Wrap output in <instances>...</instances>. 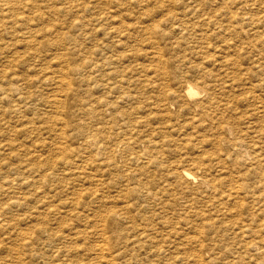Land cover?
Masks as SVG:
<instances>
[{
  "label": "rangeland",
  "instance_id": "374dc122",
  "mask_svg": "<svg viewBox=\"0 0 264 264\" xmlns=\"http://www.w3.org/2000/svg\"><path fill=\"white\" fill-rule=\"evenodd\" d=\"M0 4V264H264V0Z\"/></svg>",
  "mask_w": 264,
  "mask_h": 264
},
{
  "label": "bare ground",
  "instance_id": "6f19581e",
  "mask_svg": "<svg viewBox=\"0 0 264 264\" xmlns=\"http://www.w3.org/2000/svg\"><path fill=\"white\" fill-rule=\"evenodd\" d=\"M1 4H2V3H1ZM1 4H0V5H1ZM8 5H9V4H8ZM9 7H10V6H9ZM14 9H15V8H14ZM0 10H1V6H0ZM11 12H12V11H11ZM1 14H2V13H1ZM12 14H13V13H12ZM0 16H1V15H0ZM0 29H1V28H0ZM0 31H1V30H0ZM94 38H95V37H94ZM93 45H94V44H93ZM103 47H104V46H103ZM91 54H93V52H92ZM97 54H98V53H97ZM110 55H111V54H110ZM109 57H110V56H109ZM111 57H112V56H111ZM92 61H94V63H95V61L98 62V60H96V59H95V60H92ZM83 62H84V61H83ZM90 62H91V61H90ZM99 62H100V61H99ZM101 63H102V62H101ZM92 64H93V63H92ZM62 65H63V64H62ZM64 65H65V64H64ZM90 65H91V64H90ZM60 66H61V65H60ZM66 66H67V65H66ZM68 66H69V65H68ZM68 66H67V67H68ZM86 66H88V64H87ZM92 67H93V66H92ZM112 68H113V67H112ZM58 69H59V68H58ZM63 69H65V68H63ZM95 69H96V68H95ZM36 70H37V69H36ZM68 70H69V69H68ZM84 70H85V69H84ZM89 70H91V69H89ZM112 70H113V69H112ZM60 71H62V70H60ZM97 71H98V70H97ZM58 72H59V70H58ZM62 72H63V71H62ZM68 72H69V71H68ZM68 72H67V74H68ZM89 72H91V71H89ZM56 73H57V72H56ZM104 73H105V71H104ZM106 73H108V72L106 71ZM106 73H105V75H106ZM57 74H58V73H57ZM60 74H62V73H60ZM64 74H65V73H64ZM67 74H65V75H67ZM74 74H75V73H74ZM77 74L79 75V73H77ZM101 74H102V73H101ZM62 75H63V74H62ZM105 75H104V76H105ZM104 76H103V77H104ZM107 76H108V75H107ZM111 76H112V75H111ZM113 77H114V76H113ZM63 78H64V76H63ZM106 78H107V77H106ZM65 79H66V78H65ZM84 79H85V77H84ZM86 79H87V78H86ZM103 79H104V78H103ZM108 79H110V78L108 77ZM69 80H70V78H68V81H69ZM114 80H115V79H114ZM63 81H64V80H63ZM68 81H66V82H68ZM112 81H113V80H112ZM87 82H88V81H86V83H87ZM115 82L117 83V81H115ZM119 82H120V81H119ZM119 82H118V83H119ZM186 82H187V81H186ZM64 83H65V82H64ZM68 83H69L68 85H70V81H69ZM86 83H85V84H86ZM116 83H115V84H116ZM120 83H121V82H120ZM61 84H62V83H61ZM115 84H113V85H115ZM105 85H107V84H105ZM116 85H117V84H116ZM63 86H64V85H63ZM66 86H67V85H66ZM109 87H110V86H109ZM119 87H122V86L119 85ZM184 87H185V93H186L187 97H192V96H194V95H196V94L198 93V91H197L195 85H193V84H191V83H189V82L186 83V86H184ZM203 87H204V86H203ZM13 88H14V87H13ZM15 88H16V87H15ZM104 88H105V87H104ZM111 88H112V87H111ZM197 88H198V87H197ZM100 89H101V88H100ZM107 89H108V88H107ZM5 90H6V89H5ZM200 90H201V89H200ZM216 90H217V89H216ZM17 91H18V90H17ZM202 91H204V89H203ZM15 92H16V91H15ZM247 92H248V91H247ZM254 92H255V91H254ZM74 93H75V92H74ZM163 93H164V92H163ZM173 93H175V92H173ZM213 93H214V92H213ZM17 94H18V93H17ZM21 94H22V93H21ZM90 94H91V93H90ZM200 94H202V93H200ZM203 94H205V92H204ZM252 94H253V93H251V95H252ZM205 95H206V94H205ZM211 95H212V94H211ZM237 95H238V93H237ZM253 95H254V94H253ZM253 95H252V96H253ZM224 96H225V95H224ZM249 96H250V95H249ZM18 97H19V96H18ZM26 97H27V96H26ZM54 97H56V96H54ZM187 97H186V99H187ZM200 97H201V96H200ZM205 97H207V95H206ZM205 97H204V98H205ZM2 98H4V96H3ZM19 98H20V97H19ZM52 98H53V97H52ZM94 98H95V97H94ZM99 98H100V97H99ZM184 98H185V97H184ZM207 98H209V97H207ZM212 98H213V97H212ZM252 98H253V97H252ZM8 99H9V98H8ZM104 99H105V98H104ZM161 99H162V98H161ZM198 99H199V98H198ZM209 99H210V98H209ZM216 99H217V98H216ZM0 100H1V97H0ZM3 100H6V99H3ZM26 100H27V99H26ZM105 100H106V99H105ZM158 100H159V99H158ZM165 100H167V98H166ZM206 100H207V99H206ZM59 101H60V100H59ZM122 101H123V100H122ZM122 101H121V103H122ZM190 101H191V100H190ZM194 101H195V100H194ZM218 101H219V100H218ZM241 101H242V100H241ZM0 102H2V101H0ZM94 102H95V100H94ZM249 102H250V100H249ZM116 103H117V102H116ZM164 103H165V102H164ZM170 103H172V102H169V104H170ZM186 103H187V102H186ZM221 103H222V102H221ZM244 103H245V102H244ZM261 103H262V102H261ZM2 104H3V103H2ZM11 104H12V103H11ZM55 104H56V103H55ZM156 104H157V103H156ZM162 104H163V103H162ZM172 104H173V103H172ZM176 104H177V103H176ZM176 104H175V105H176ZM187 104H188V103H187ZM194 104L199 105V107H200V109H201L202 112H207V111H209L210 108H211V106H210V102H209V101H207L206 104H205V103H200V102H195ZM213 104H214V103H213ZM219 104H220V103H219ZM228 105H229V104H228ZM156 106H157V105H156ZM168 106H169V105H168ZM177 106H178V105H177ZM236 106H237V105H236ZM236 106L234 105V107H236ZM255 106H256V105H255ZM159 107H160V106H159ZM192 107H193V106H192ZM194 107H195V106H194ZM209 107H210V108H209ZM238 107H239V106H238ZM13 108H14V107H13ZM16 108H17V107H16ZM108 108H109V107H108ZM166 108H167V107H166ZM166 108H165V109H166ZM255 108H256V107H255ZM20 109H21V108H20ZM106 109H107V108H106ZM172 109H173V108H172ZM193 109H194V108H193ZM212 109H213V107H212ZM214 109H215V108H214ZM220 109H221V108H220ZM15 110H17V109H15ZM15 110H14V111H15ZM127 110H128V109H127ZM151 110H152V109H151ZM215 110H216V109H215ZM14 111H13V112H14ZM19 111H20V110H19ZM130 111H131V110H130ZM192 111H193V110H192ZM198 111H199V110H198ZM219 111H220V110H219ZM226 111H227V110H226ZM259 111H260V110H259ZM23 112H24V111H23ZM128 112H129V110H128ZM128 112H127V113H128ZM209 112H210V111H209ZM214 112H215V111H214ZM217 112H218V111H217ZM238 112H239V111H238ZM261 112H262V111H261ZM2 113H3V112H2ZM130 113H131V112H130ZM210 113H213V111L210 112ZM236 113H237V112H236ZM251 113H252V112H251ZM8 114H9V113H8ZM14 114H16V113H14ZM18 114H20V113H18ZM168 114H170V112H169ZM189 114H190V113H189ZM263 114H264V113H263ZM128 115H129V114H128ZM128 115H127V116H128ZM130 115H131V114H130ZM191 115H192V113H191ZM256 115H258V113H257ZM260 115H261V114H260ZM17 116H18V115H17ZM189 116H190V115H189ZM189 116H188V117H189ZM214 116H216V115H214ZM218 116H220V115H218ZM128 117L133 118L132 116H128ZM145 117H146V116H145ZM145 117H144V121H145ZM199 117H200V116H199ZM234 117H237V116H234ZM131 118H130V119H131ZM140 118H141V116H140ZM147 118H148V117H147ZM147 118H146V119H147ZM191 118H192V117H191ZM200 118H201V117H200ZM203 118H204V117H203ZM209 118H210V117H209ZM220 118H221V117H220ZM159 119H160V118H159ZM217 119H219V118L217 117ZM217 119H216V120H217ZM127 120H128V118H127ZM136 120H137V119H136ZM186 120H187V119H186ZM203 120H204V119H203ZM207 120H208V119H207ZM27 121H28V120H27ZM134 121H135V120H134ZM169 121H170V120H169ZM52 122H53V121H52ZM127 122H129V120H128ZM171 122H173V121H171ZM171 122H170V123H171ZM204 122H205V121H204ZM215 122H217V121L214 120V123H215ZM224 122H225V121H224ZM255 122H256V121H255ZM23 123H24V122H23ZM28 123H29V122H28ZM31 123H32V122H31ZM60 123H62V122H60ZM122 123H123V122H122ZM130 123H131V122H130ZM138 123H139V122H138ZM146 123H148V122H146ZM183 123H184V122H183ZM206 123H207V122H206ZM55 124H56V122H55ZM131 124H132V123H131ZM134 124H136V123L134 122ZM134 124H133L132 126H134ZM181 124H182V123H181ZM181 124H180V125H181ZM189 124H190V123H189ZM195 124H196V123H195ZM237 124H238V122H237ZM15 125H16V127H17V124H15ZM143 125H144V124H143ZM145 125H147V124H145ZM145 125H144V126H145ZM149 125H150V124H149ZM149 125H148V126H149ZM201 125H202V124H201ZM201 125H200V126H201ZM207 125H208V124H207ZM221 125H223V124H221ZM247 125H248V124H247ZM18 126H19V125H18ZM22 126H23V125H22ZM26 126H27V125H26ZM28 126H29V125H28ZM35 126H36V125H35ZM54 126H55V125H54ZM59 126H60V125H59ZM62 126H63V123H62ZM124 126H125V124H124ZM135 126H137V124H136ZM148 126H147V127H148ZM181 126H182V125H181ZM183 126H184V124H183ZM189 126H190V125H189ZM189 126H188V127H189ZM215 126H216V125H215ZM224 126H225V125H224ZM128 127H129V126H128ZM128 127H126V128H128ZM141 127H142V126H141ZM151 127H152V126H151ZM151 127H149V128H151ZM179 127H180V126H179ZM207 127H208V126H207ZM221 127H222V126H221ZM227 127H228V126H227ZM238 127H239V126H238ZM17 128H18V127H17ZM49 128L52 129V126L49 127ZM126 128H125V129H126ZM158 128H159V127H158ZM190 128H192V127H190ZM205 128H206V127H205ZM213 128H214V127H213ZM213 128H212V130H213ZM215 128H216V127H215ZM218 128H219V126H218ZM218 128H217V129H214V130L217 131V130H220V129H221V128H220V129H218ZM223 128H224V127H223ZM229 128H230V127H229ZM258 128H259V127H258ZM30 129H31V126H30ZM51 129H50V132L52 131ZM54 129H55V128H54ZM62 129H63V128H62ZM64 129H65V127H64ZM208 129H209V128H208ZM261 129H262V128H261ZM263 129H264V128H263ZM14 130H15V129H14ZM128 130H129V129H128ZM130 130H131V129H130ZM133 130H135V128H134ZM141 130H142V128H141ZM150 130H154V129L151 128ZM182 130H183V129H182ZM201 130H202V129H201ZM210 130H211V129H210ZM212 130H211V131H212ZM221 130H222V129H221ZM239 130H240V129H239ZM242 130H243V129H242ZM242 130H241V131H242ZM36 131H37V130H36ZM45 131H46V130H45ZM61 131H62V130H61ZM123 131H124V130H123ZM191 131H192V130H191ZM191 131H190V132H191ZM216 131H215V132H216ZM222 131H224V129H223ZM222 131H221V132H222ZM229 131H230V130H229ZM235 131H236V130H235ZM263 131H264V130H263ZM38 132L40 133L39 128H38ZM55 132H56V131H54V133H55ZM57 132H58V131H57ZM63 132H65V130H64ZM63 132H62V134H63ZM134 132H135V131H134ZM155 132H156V131H155ZM217 132H218V131H217ZM217 132H216V133H217ZM242 132H243V131H242ZM128 133H129V132H128ZM131 133H132V132H131ZM136 133H138V132L136 131ZM181 133H182V132H181ZM187 133H188V132H187ZM207 133H208V131H207ZM218 133H219V132H218ZM228 133H229V132H228ZM263 133H264V132H263ZM37 134H38V133H37ZM51 134H52V133H51ZM94 134H95V133H94ZM125 134H127V133H125ZM129 134H130V133H129ZM129 134H127V135H129ZM143 134H144V133H143ZM182 134H183V133H182ZM208 134H209V133H208ZM226 134H227V131H226ZM234 134H235V133H234ZM234 134H232V136H233ZM57 135H58V134L54 135L53 137H55V136H57ZM59 135H61V133H60ZM65 135H66V134H65ZM131 135H132V134H131ZM131 135H129V136H131ZM229 135H231V134H229ZM229 135H228V136H229ZM29 136H30V135H29ZM47 136H48V135H47ZM163 136H164V135H163ZM221 136H222V135H221ZM245 136H246V135H245ZM44 137H45V136H44ZM49 137H50V136H49ZM64 137H65V136H64ZM124 137H125V136H124ZM124 137H123V138H124ZM126 137H127V136H126ZM126 137H125V138H126ZM160 137L162 138L161 135H160ZM187 137H188V136H187ZM187 137H186V138H187ZM209 137H210V136H209ZM233 137H234V136H233ZM236 137H237V136H236ZM246 137H247V136H246ZM57 138H61V139H62V137H58V136H57ZM57 138H55V139L58 141ZM67 138H68V137H67ZM106 138H107V137H105V139H106ZM128 138H129V137H128ZM155 138H156V137H155ZM229 138H230V137H229ZM240 138H241V137H240ZM44 139H45V138H44ZM44 139H43V140L40 139V140H41V141H44ZM52 139H53V138H52ZM61 139H60V140H61ZM86 139H87V138H86ZM86 139H85V140H86ZM147 139H148V138H147ZM198 139H199V138H198ZM209 139H210V138H209ZM223 139H224V138H223ZM232 139H233V138H232ZM45 140H46V139H45ZM49 140H50V139H49ZM56 140H53V141L56 142ZM63 140H64V139H63ZM65 140H66V139H65ZM98 140H99V139H98ZM106 140H107V139H106ZM127 140H128V139H127ZM143 140H144V139H143ZM216 140H217V139H216ZM228 140H229V139H228ZM230 140H231V138H230ZM236 140H237V139H236ZM252 140H253V139H252ZM41 141H40V142H41ZM53 141H52V142H53ZM87 141H88V140H87ZM104 141H105V140H104ZM104 141H103V142H104ZM120 141H121V140H120ZM147 141H148V140H147ZM157 141H159V139H158ZM201 141H202V140H201ZM213 141H214V140H213ZM221 141H222V140H221ZM233 141L235 142V140H232V142H233ZM257 141H258V140H257ZM3 142H5V141H3ZM6 142H7V141H6ZM67 142H68V141H67ZM98 142H99V141H98ZM121 142H122V141H121ZM151 142H152V141H151ZM218 142H219V141H218ZM230 142H231V141H230ZM37 143H38V142H37ZM42 143H43V142H42ZM42 143H41V146L43 145ZM48 143H49V142H48ZM53 143H54V142H53ZM57 143H58V144H57L56 146H58L60 142H57ZM85 143H86V142H85ZM87 143H88V142H87ZM93 143H95V142H93ZM99 143H100V142H99ZM131 143L133 144L134 142H131ZM135 143H136V142H135ZM153 143H154V142H153ZM158 143H160V141H159ZM165 143H166V142H165ZM186 143H188V142H186ZM200 143H201V142H200ZM216 143H217V142H216ZM259 143H260V142H259ZM33 144H35V143H33ZM38 144L40 145V143H38ZM45 144H46V143H45ZM51 144H52V143H51ZM102 144H103V143H102ZM105 144H106V143H105ZM155 144H156V143H155ZM209 144H211V143H209ZM223 144H225V143H223ZM228 144H229V143H228ZM47 145H48V144H47ZM64 145H65V144H63V146H64ZM97 145H99V144H97ZM152 145H153V144H152ZM192 145H193V144H192ZM212 145H214V143H213ZM212 145H211V146H212ZM218 145H220V144H218ZM225 145H226V144H225ZM229 145H230V144H229ZM43 146H44V145H43ZM43 146H42V147H43ZM52 146H53V144L51 145V147H52ZM63 146L60 145V146H58V148H59V149H61V148L63 149ZM65 146H66V145H65ZM85 146H86V145H85ZM127 146H128V145H127ZM150 146H151V145H150ZM201 146H202V145H201ZM211 146H210V147H211ZM220 146H221V145H220ZM230 146H231V145H230ZM5 147H6V146H5ZM33 147H34V145H33ZM37 147H38V146H37ZM42 147H41V148H42ZM51 147H50V149H53V148H51ZM98 147H100V146H98ZM103 147H104V146H103ZM103 147H102V148H103ZM105 147H106V146H105ZM124 147H125V144H124ZM147 147H148V146H147ZM160 147H161V146H160ZM162 147H163V146H162ZM185 147H186V146H185ZM210 147H207V148H210ZM212 147H213V146H212ZM240 147H241V146H240ZM1 148H2V147H1ZM34 148H35V147H34ZM58 148H57V149H58ZM67 148H68V146H67ZM89 148H90V147H89ZM91 148H94V146H93V147L91 146ZM95 148H96V147H95ZM189 148H190V147H189ZM205 148H206V147H205ZM219 148H220V147H219ZM5 149H7V147H6ZM37 149H38V148H37ZM68 149H69V148H68ZM125 149H126V147H125ZM125 149H124V150H125ZM129 149H131V147H129ZM157 149H158V148H157ZM230 149H231V147H230ZM236 149H237V148H236ZM63 150H66V149H63ZM112 150H113V149H112ZM145 150H146V149H145ZM145 150H143V151H145ZM152 150H153V149H152ZM161 150H162V148H161ZM206 150H207V149H206ZM216 150H217V149H215V151H214V150H213V151L216 152ZM218 150H219V149H218ZM239 150L241 151L242 148L239 149ZM244 150H245V149H244ZM52 151H53V150H52ZM56 151H57V150H55V152H56ZM58 151H59V150H58ZM251 151L253 152V150H251ZM53 152H54V151H53ZM55 152H54V153H55ZM121 152H122V150H121ZM127 152H128V151H127ZM130 152H131V151H130ZM149 152H150V151H149ZM152 152H153V151H152ZM162 152H163V150H162ZM200 152H201V151H200ZM71 153H72V152H71ZM108 153H109V152H107V155H106V156H109ZM114 153H115V152H114ZM114 153H112V151H111V154H114ZM122 153H123V152H122ZM122 153H121V154H122ZM128 153H129V152H128ZM128 153H127V154H128ZM136 153H137V151H136ZM243 153H244V152H243ZM254 153H255V152L252 153V156H253ZM261 153H262V152H261ZM263 153H264V152H263ZM55 154H56V153H55ZM57 154H58V153H57ZM60 154H61V153H60ZM62 154H63V153H62ZM62 154H61V155H62ZM64 154H66V153H64ZM64 154H63V155H64ZM74 154H75V153H74ZM82 154H83V153H82ZM119 154H120V153H119ZM121 154H120V155H121ZM123 154H124V153H123ZM125 154H126V151H125ZM143 154H144V153H142V155H143ZM149 154H150V153H149ZM162 154H163V153H162ZM183 154H184V152H183ZM203 154H204V153H203ZM206 154H207V153H206ZM210 154H211V153H210ZM244 154H245V153H244ZM246 154H247V152H246ZM42 155H43V154H42ZM90 155H91V154H90ZM116 155H117V154H116ZM196 155H197V154H196ZM247 155H248V154H247ZM43 156H44V155H43ZM68 156H69V154H68ZM85 156H86L87 158L90 157V156L88 157L87 155H85ZM85 156H84V157H85ZM113 156H114V155H113ZM113 156H112V157H113ZM121 156H122V155H121ZM137 156H139V155H137ZM145 156H146V155H145ZM148 156H149V155H148ZM151 156H152V155H151ZM188 156H189V155H188ZM227 156H229V155H227ZM232 156H233V155H232ZM235 156H236V155H235ZM250 156H251V155H250ZM252 156H251V157H252ZM254 156H255L254 159H256V155H255V154H254ZM48 157H49V156H48ZM86 157H85V158H86ZM109 157H110V156H109ZM109 157H108V158H109ZM125 157H126V155H125ZM191 157H192V156H191ZM230 157H231V156H230ZM230 157H229V158H230ZM245 157H246V156H245ZM257 157H258V156H257ZM259 157H260V156H259ZM261 157H262V156H261ZM53 158H54V157H53ZM65 158H66V157H65ZM73 158H74V157H73ZM87 158H86V159H87ZM126 158H128V157H126ZM130 158H132V157H130ZM151 158H152V157H151ZM155 158H156V157H155ZM155 158H154V159H155ZM183 158H184V157H183ZM188 158H189V157H188ZM206 158H207V157H206ZM210 158H212V157H210ZM213 158H214V157H213ZM236 158H237V157H236ZM241 158H244V157L241 156ZM252 158H253V157H252ZM43 159H44V158H43ZM45 159H47V158H45ZM49 159H50V158H49ZM56 159H57V158H56ZM56 159H55V160H56ZM74 159H75V158H74ZM89 159H90V158H89ZM92 159L94 160V158H92ZM109 159H110V158H109ZM109 159H108V160H109ZM112 159H113V158H111V161H112ZM233 159H234V158H233ZM261 159H262V158H261ZM62 160H63V159H62ZM62 160H61V162H62ZM67 160H68V159H67ZM81 160H82V159H81ZM87 160H88V159H87ZM93 160H92V161H93ZM147 160H148V159H147ZM147 160H146V161H147ZM156 160H157V159H156ZM223 160H224V159H223ZM242 160H243V159H242ZM245 160H246V159H245ZM248 160H249V159H248ZM248 160H247V161H248ZM42 161H43V160H42ZM50 161H51V160H49L48 163H50ZM63 161H64V160H63ZM79 161H80V160H79ZM90 161H91V160H90ZM90 161H89V162H90ZM92 161H91V162H92ZM109 161H110V160H109ZM141 161H143V160H141ZM160 161H161V160H160ZM194 161H195V160H194ZM200 161H201V160H200ZM260 161H261V160H260ZM263 161H264V160H263ZM46 162H47V161H46ZM46 162H45V163H46ZM51 162L53 163V161H51ZM55 162H56V161H55ZM61 162H60V163H61ZM87 162H88V161H87ZM89 162H88V163H89ZM115 162H116V161H115ZM125 162H126V161H125ZM128 162H129V161H128ZM128 162H127V163H128ZM243 162H244V161H243ZM248 162H249V161H248ZM251 162H252V161H251ZM255 162H256V160H255ZM52 163H51V164H52ZM75 163H76V162H75ZM81 163H82V162H81ZM88 163H87V164H88ZM92 163H93V162H92ZM129 163H130V162H129ZM154 163H155V162H154ZM157 163H158V162H157ZM213 163H214V162H213ZM224 163H225V162H224ZM252 163H253V162H252ZM56 164H57V163H56ZM83 164H84V161H83ZM149 164H150V163H149ZM152 164H153V163H152ZM155 164H156V163H155ZM162 164H163V163H162ZM162 164H161V165H162ZM198 164H199V163H198ZM216 164H217V163H216ZM238 164H239V163H238ZM255 164H256V163H255ZM257 164H258V163H257ZM43 165H45V164H44V161H43ZM52 165H53V164H52ZM57 165H58V164H57ZM76 165H77V163H76ZM78 165H79V164H78ZM81 165H82V164H81ZM96 165H97V164H96ZM156 165H157V164H156ZM202 165H203V164H202ZM224 165H225V164H224ZM227 165H228V164H227ZM46 166H49V164L46 165ZM170 166H171V165H170ZM50 167H51V166H50ZM52 167H53V166H52ZM72 167H73V166H72ZM141 167H143V165H141ZM177 167H178V166H177ZM177 167H176V168H177ZM181 167H182V166H181ZM220 167H221V166H220ZM224 167H225V166H224ZM240 167H241V166H240ZM243 167H244V166H243ZM45 168H47V167H45ZM67 168H68V167H67ZM76 168H77V167H76ZM76 168H75V170H76ZM139 168H140V167H139ZM184 168H185V167H184ZM184 168H183V174H184V176H186L187 178H192V179L194 178V179H195V175L193 174V172L191 173L190 171L184 170ZM186 168H187V167H186ZM37 169H38V168H37ZM48 169L50 170V168H48ZM48 169H47V170H48ZM55 169H56V168H55ZM71 169H73V168H71ZM163 169H164V168H163ZM173 169H174V168H173ZM188 169H189V168H188ZM193 169H194V168H193ZM263 169H264V168H263ZM73 170H74V169H73ZM73 170H71V171L73 172ZM81 170H83V169H81ZM81 170H80V171H81ZM140 170H141V169H140ZM143 170H144V169H143ZM150 170H151V169H150ZM216 170H217V169H216ZM225 170H226V169H225ZM235 170H236V169H235ZM38 171H39V169H38ZM84 171H85V169H84ZM86 171H88L87 168H86ZM86 171H85V172H86ZM144 171H145V170H144ZM144 171H142V173H143ZM148 171H149V170H148ZM148 171H147V172H148ZM173 171H174V170H173ZM193 171H194V170H193ZM206 171H207V170H206ZM217 171H218V170H217ZM226 171H227V170H226ZM247 171H248V168H247ZM253 171H254V170H253ZM261 171H262V170H261ZM40 172H41V171H40ZM44 172H45V170H44ZM47 172H48V171H47ZM51 172H52V171H51ZM76 172H77V171H76ZM85 172H84V173H85ZM88 172H90V171H88ZM88 172L86 173V176H88V174H89ZM156 172L158 173L159 171H156ZM174 172H175V171H174ZM195 172H196V171H195ZM204 172H205V171H204ZM214 172H215V171H214ZM220 172H221V171H220ZM230 172H231V171H230ZM236 172H237V171H236ZM53 173H54V171H53ZM69 173H70V172H69ZM81 173H82V172H81ZM145 173H146V172H145ZM150 173H153V172H150ZM200 173H201V172H200ZM256 173H257V172H256ZM42 174H44V173H42ZM42 174H41V175H42ZM48 174H49V173H48ZM60 174H61V173H60ZM72 174H73V173H72ZM137 174H138V173H137ZM140 174H141V173H140ZM164 174H165V173H164ZM174 174H175V173H174ZM196 174H197V173H196ZM198 174H199V173H198ZM202 174H203V173H202ZM244 174H245V173H244ZM244 174H243V175H244ZM253 174H255V173H253ZM253 174H252V175H253ZM258 174H259V173H258ZM258 174H257V175H258ZM62 175H65V174H62ZM77 175H78V174H77ZM77 175H76V176H77ZM80 175H81V174H80ZM82 175H83V173H82ZM90 175H91V174H90ZM98 175H99V174H97V176H98ZM143 175H144V174H143ZM146 175H147V174H146ZM155 175H156V174H155ZM155 175H154V176H155ZM157 175H158V174H157ZM169 175H170V174H169ZM176 175H177V173H176ZM238 175H239V174H238ZM260 175L263 176V174H260ZM38 176H39V175H38ZM44 176H45V175H44ZM51 176H52V175H51ZM58 176H59V175H58ZM65 176H66V175H65ZM65 176H64V177H65ZM141 176H142V175H141ZM154 176H153V177H154ZM173 176H174V175H173ZM178 176H179V175H178ZM202 176H203V175H202ZM223 176H224V175H223ZM231 176H232V175H231ZM234 176H235V175H234ZM236 176H237V175H236ZM240 176H241V174H240ZM246 176H247V173H246ZM258 176H259V175H258ZM41 177H42V176H41ZM41 177H40V178H41ZM46 177H47V175H46ZM62 177H63V176H62ZM67 177H68V176H67ZM71 177L73 178V175H72ZM78 177H79V176H78ZM84 177H85V176H84ZM89 177H90V176H89ZM89 177H88V178H89ZM151 177H152V176H151ZM205 177H206V176H205ZM213 177H214V176H213ZM247 177H249V176H247ZM255 177H256V176H255ZM255 177H254V178H255ZM263 177H264V176H263ZM37 178L39 179V177H37ZM42 178H43V177H42ZM42 178H41V180H42ZM44 178H45V177H44ZM80 178H81V177H80ZM92 178H93V177H92ZM175 178H176V177H175ZM48 179H49V178H48ZM48 179H47V180H48ZM64 179H66V178H64ZM75 179H76V178H75ZM75 179H74V180H71V181H75ZM78 179H79V178H78ZM82 179H83V178H82ZM93 179H95V178H93ZM100 179H101V178H100ZM155 179H157V178H155ZM173 179H174V178H173ZM226 179H227V178H226ZM229 179L231 180L232 178L229 177ZM246 179H247V178H246ZM248 179H249V178H248ZM251 179H252V178H251ZM258 179H259V177H258ZM262 179H263V178H262ZM262 179H260V180L258 181L259 183H257V184L262 188V191H264V181H263ZM67 180H68V178H67ZM89 180H90V179H89ZM96 180H97V179H96ZM98 180H99V179H98ZM240 180H241V179H240ZM254 180H255V179H254ZM10 181H11V180H10ZM36 181H38V180H36ZM39 181H40V179H39ZM143 181H144V180H143ZM185 181H186V180H185ZM200 181H202V180H200ZM228 181H229V180H228ZM228 181H227V182H228ZM248 181H249V180H248ZM248 181H247V182H248ZM255 181H256V180H255ZM255 181H254V182H255ZM8 182H9V181H8ZM12 182H14V180H13ZM144 182H146V181H144ZM150 182H151V181H150ZM187 182H188V179H187ZM187 182H186V184H187ZM238 182H239V181H238ZM238 182H237V183H238ZM240 182H241V181H240ZM251 182H252V181H251ZM251 182H250V183H251ZM40 183H41V182H39V184H40ZM180 183H181V182H180ZM195 183H196V182H195ZM209 183H210V182H209ZM235 183H236V182H235ZM235 183H234V184H235ZM245 183H246V182H245ZM248 183H249V182H248ZM12 184H13V183H12ZM15 184H16V183H15ZM20 184H21V183H20ZM37 184H38V182H37ZM153 184H154V183H153ZM162 184H163V183H162ZM181 184H182V183H181ZM186 184H184V185H186ZM201 184H202V183H201ZM206 184H207V183H206ZM216 184H217V183H216ZM218 184H219V183H218ZM234 184H233V186H234ZM239 184H240V183H239ZM16 185H17V184H16ZM18 185H19V183H18ZM21 185H22V184H21ZM21 185H20V186H21ZM148 185H149V184H148ZM192 185H194V184H192ZM195 185H196V184H195ZM210 185H211V183H210ZM210 185H209V186H210ZM243 185H244V184H243ZM62 186H63V185H62ZM62 186H61V187H62ZM65 186H66V184H65ZM69 186H70V185H69ZM209 186H207V187H209ZM211 186H212V185H211ZM211 186H210V187H211ZM214 186H215V185H214ZM11 187H12V186H11ZM14 187H15V185H14ZM17 187L19 188V186H17ZM205 187H206V186H205ZM215 187H216V186H215ZM237 187H239V186H237ZM241 187H242V186H241ZM246 187H247V186H246ZM8 188H9V186H8ZM70 188H71V187H70ZM178 188H179V187H178ZM188 188L190 189V187H188ZM202 188H203V187H202ZM211 188H212V187H211ZM222 188H223V187H222ZM225 188H227V186H226ZM225 188H224V189H225ZM228 188H229V187H228ZM239 188H240V187H239ZM251 188H252V187H251ZM9 189H10V188H9ZM9 189H8V191H9ZM67 189H69V188H67ZM143 189H144V188H143ZM179 189H180V188H179ZM218 189H220V188H218ZM231 189H232V188H231ZM235 189H236V188H235ZM235 189H233V190L236 191ZM20 190H21V189H20ZM22 190H23V189H22ZM64 190H65V189H64ZM138 190H139V189H138ZM157 190H158V189H157ZM184 190H185V189H184ZM186 190H188V189L186 188ZM198 190H199V189H198ZM227 190H228V189H227ZM229 190H230V188H229ZM233 190H232V191H233ZM251 190H253V188H252ZM13 191H14V190H13ZM70 191H71V190H70ZM134 191H135V190H134ZM140 191H144V190H140ZM181 191H182V189H181ZM188 191H189V190H188ZM201 191H203V190H201ZM207 191H208V190H207ZM209 191H210V190H209ZM222 191H223V190H222ZM232 191H231V194H232ZM241 191H242V190H241ZM10 192H11L10 194H12V191H10ZM65 192H66V191H65ZM71 192H73V191H71ZM150 192H152V191H150ZM172 192H173V191H172ZM172 192H171V193H172ZM185 192H186V191H185ZM249 192H250V191H249ZM260 192H261V191H260ZM2 193H3V192H2ZM13 193H15V191H14ZM17 193H19V192H17ZM22 193H24V191H23ZM32 193H36V192H32ZM37 193H38V191H37ZM73 193H75V192H73ZM163 193H165V192H163ZM171 193H170V194H171ZM175 193H176V192H175ZM227 193H228V192H227ZM240 193H241V192H240ZM246 193H247V192H246ZM262 193H263V192H261L260 194L262 195ZM10 194H9V195H10ZM28 194H29V193H28ZM140 194H141V192H140ZM243 194L245 195V193H243ZM243 194H242V195H243ZM18 195H20V194H18ZM21 195H22V194H21ZM66 195H67V194H66ZM70 195H71V194H70ZM73 195H76V194H73ZM77 195H78V194H77ZM143 195H144V194H143ZM148 195H149V194H148ZM162 195H163V194H162ZM171 195H172V194H171ZM201 195H202V194H201ZM212 195L214 196V194H211V196H212ZM219 195H220V193H219ZM242 195H241V197H242ZM252 195H253V193H252ZM257 195H259V194H257ZM263 195H264V194H263ZM12 196H13V195H12ZM79 196H80V195H79ZM177 196H178V195H177ZM208 196H209V195H208ZM208 196H207V197H208ZM211 196H210V197H211ZM226 196H227V195H226ZM249 196H250V195H249ZM255 196H256V195H255ZM8 197H9V196H8ZM10 197H11V195H10ZM23 197H24V194H23V196H21V198H23ZM151 197H152V196H151ZM158 197H159V196H158ZM172 197H173V196H172ZM210 197H209V198H210ZM245 197H246V196H245ZM252 197H254V196H252ZM261 197H262V196H261ZM263 197H264V196H263ZM15 198H16V196H15ZM26 198H27V197H26ZM35 198H36V200H37V197H35ZM73 198H74V196H73ZM75 198H76V197H75ZM236 198H237V197H236ZM258 198H259V197H258ZM8 199H9V198H8ZM11 199H12V198H11ZM23 199H24V198H23ZM23 199H20V200H19V199H12V200H10V202H11V204L13 203L12 205H14V206H18V205H15L14 203H16V202L18 203V201H21V200L23 201ZM27 199H28V198H27ZM171 199H172V198H171ZM175 199H176V198H175ZM179 199H180V198H179ZM181 199H182V198H181ZM207 199H208V198H207ZM207 199H205V200H207ZM210 199H211V198H210ZM213 199H216V198H213ZM231 199H232V198H231ZM246 199H248V198H246ZM38 200H39V199H38ZM74 200H76V199H74ZM187 200H188V199H187ZM205 200H204V201H205ZM208 200H209V199H208ZM216 200H217V199H216ZM242 200H243V199H242ZM259 200H260V199H258L256 202H258ZM261 200H262V199H261ZM22 201H21V202H22ZM47 201H48V200H47ZM251 201H252V200H251ZM190 202H191V201H190ZM199 202H200V201H199ZM205 202H207V201H205ZM222 202H225V201H222ZM240 202H241V201H240ZM243 202H244V201H243ZM252 202H253V201H252ZM22 203H23V202H22ZM24 203H26V202L24 201ZM71 203H72V202H71ZM184 203H185V202H184ZM0 204H1V203H0ZM19 204H20V202H19ZM31 204H32V203H31ZM75 204H76V203H75ZM186 204H187V203H185V205H186ZM194 204H195V203H194ZM202 204H203V203H202ZM221 204H223V203H221ZM221 204H219V205H221ZM224 204H225V203H224ZM230 205H231V204H230ZM240 205H241V204H240ZM242 205H243V203H242ZM250 205H252V204H250ZM261 205H263V204H261ZM0 206H1V205H0ZM24 206H25V205H24ZM24 206H23V207H24ZM213 206H214V205H213ZM213 206H212V207H213ZM225 206H226V205H225ZM234 206H236V205L233 204V207H234ZM75 207H76V206H75ZM163 207H164V206H163ZM236 207H237V206H236ZM239 207H241V206H239ZM239 207H237L236 209H238ZM250 207H251V206H250ZM250 207H249V208H250ZM198 208H199V207H198ZM263 208H264V207H263ZM0 209H1V208H0ZM127 209H128V208H127ZM206 209H207V208H206ZM209 209H210V208H209ZM214 209H215V208H214ZM227 209H228V208H227ZM259 209H260V208H259ZM261 209H262V208H261ZM2 210H3V208H2ZM8 210H9V209H8ZM36 210H37V209H36ZM49 210H50V209H49ZM118 210H120V209H118ZM203 210H204V209H203ZM216 210H217V209H216ZM221 210H222V209H221ZM233 210H234V208L231 210V212H232ZM246 210H247V209H246ZM246 210H245V211H246ZM42 211H43V210H42ZM71 211H73V210H71ZM111 211H113V210H111ZM192 211H193V210H192ZM195 211H196V210H195ZM198 211H199V210H198ZM227 211H228V210H227ZM250 211H251V210H250ZM259 211H262V210H259ZM263 211H264V210H263ZM0 212H1V210H0ZM67 212H68V211H67ZM122 212H123V211H122ZM127 212H128V211H127ZM235 212H236V211H235ZM246 212H247V211H246ZM3 213H4V212H3ZM3 213H2V214H3ZM8 213H9V212H8ZM43 213H44V211H43ZM45 213H46V212H45ZM113 213H114V211H113ZM120 213H121V212H120ZM240 213H241V212H240ZM240 213H239V214H240ZM258 213L260 214V212H258ZM205 214H207V213H205ZM232 214H233V213H232ZM247 214H248V212H247ZM255 214H256V213H255ZM3 215H4V214H3ZM28 215H29V214H28ZM30 215H31V214H30ZM37 215H38V214H37ZM109 215H111L110 212H109ZM115 215H116V214H115ZM115 215H112V216H115ZM236 215H237V214H236ZM240 215H242V214H240ZM249 215H250V214H248V217H249ZM251 215H252V214H251ZM262 215H264V214H262ZM31 216L33 217V214H32ZM35 216H36V215H35ZM38 216H39V215H38ZM56 216H57V215H56ZM101 216H102V215H101ZM112 216H111V217H112ZM206 216H207V215H206ZM238 216H239V215H238ZM255 216H256V215H255ZM255 216H254V217H255ZM36 217H37V216H36ZM120 217H121V215H120ZM123 217H124V216H123ZM258 217H259V216H258ZM232 218H233V217H232ZM236 218H237V217H236ZM256 218H257V217H256ZM261 218L263 219V217H261ZM261 218H260V220H261ZM0 219H1V213H0ZM108 219H109V218H108ZM207 219H208V218H207ZM207 219H206V220H207ZM239 219H240V218H239ZM250 219H251V218H250ZM252 219H253V218H252ZM252 219H251V221H250L251 223H252ZM257 219H258V218H257ZM11 220H12V219H11ZM100 220H101V219H100ZM192 220H193V219H192ZM232 220H233V219H232ZM253 220H254V219H253ZM255 220H256V219H255ZM107 221H108V220H107ZM165 221H166V220H165ZM216 221H217V220H216ZM216 221H215V222H216ZM224 221H225V220H224ZM224 221H223V222H224ZM7 222H8V221H7ZM117 222H118V221H117ZM167 222H168V221H167ZM185 222H186V221H185ZM188 222H189V221H187V223H188ZM201 222H203V221H201ZM227 222H228V221H227ZM230 222H231V221H230ZM253 222H254V221H253ZM165 223H166V222H165ZM177 223H178V222H177ZM187 223H186V224H187ZM212 223H213V222H212ZM251 223H250V224H251ZM257 223H258V222H257ZM261 223H262V222H261ZM263 223H264V222H263ZM166 224L168 225V223H166ZM169 224H171V223H169ZM183 224H184V223H183ZM245 224H246V223H245ZM258 224H260V223H258ZM10 225H11V224H10ZM10 225H8V226H10ZM98 225H100V224H98ZM113 225H114V224H113ZM180 225H181V222H180ZM216 225H217V224H216ZM253 225L256 226L255 224H253ZM8 226H7V227H8ZM164 226H165V225H164ZM169 226H170V225H169ZM173 226H174V225H173ZM173 226H172V227H173ZM208 226H209V225H208ZM218 226H219V225H218ZM244 226H245V225H244ZM7 227H6V228H7ZM13 227H14V226H13ZM165 227H166V226H165ZM210 227H211V226H210ZM221 227H222V226H221ZM227 227H228V226H227ZM256 227H257V226H256ZM6 228H5V229H6ZM101 228H103V227H102V226L99 227V229H101ZM193 228H196V227H193ZM236 228H237V226H236ZM257 228H258V227H257ZM262 228H263V227H262ZM144 229H145V228H144ZM144 229H143V230H144ZM199 229H200V228H199ZM213 229H214V228H213ZM217 229H220V228L218 227ZM237 229H238V228H237ZM239 229H241V227H240ZM263 229H264V228H263ZM7 230H8V229H7ZM169 230H170V229H169ZM204 230H205V229H204ZM214 230H215V229H214ZM233 230H234V229H232V232H234ZM249 230H250V229H249ZM249 230H248V231H249ZM253 230H254V229H253ZM0 231H1V230H0ZM8 231H9V230H8ZM173 231H175V230H173ZM201 231H202V230H201ZM229 231H230V230H229ZM236 231H237V230H236ZM242 231H245V230H242ZM248 231H247V232H248ZM263 231H264V230H263ZM144 232H145V230H144ZM146 232H147V231H146ZM179 232H180V231H179ZM199 232H200V231H199ZM217 232H218V230H217ZM226 232H227V231H226ZM226 232H225V233H226ZM251 232H252V231H251ZM257 232H259V231L257 230ZM219 233H220V231H219ZM237 233H238V232H237ZM240 233H241V232H240ZM252 233H254V232H252ZM252 233H251V234H252ZM117 234H118V233H117ZM139 234H140V233H139ZM139 234H138V235H139ZM149 234H150V233H149ZM199 234H200V233H199ZM231 234H232V233H231ZM238 234H239V233H238ZM244 234H245V232H244ZM246 234H247V233H246ZM248 234H250V233H248ZM254 234H255V233H254ZM103 235L105 236V234H102V235H101V236H102V239H103ZM138 235H137V236H138ZM155 235H156V234H155ZM157 235H158V234H157ZM174 235H175V234H174ZM184 235H185V233H184ZM240 235H241V234H240ZM255 235H256V234H255ZM258 235H259V233H258ZM118 236H119V235H118ZM128 236H129V235H128ZM152 236H153V235H152ZM190 236H192L191 233H190ZM223 236H224V235H223ZM234 236H235V235H234ZM243 236H244V235H243ZM245 236H247V235H245ZM262 236H263V235H262ZM22 237H23V236H22ZM97 237H100V236H97ZM108 237H109V236H108ZM111 237H112V236H111ZM111 237H110V238H111ZM115 237H116V235H115ZM122 237H123V236H122ZM125 237H126V236H125ZM145 237H146V236H145ZM153 237H154V236H153ZM185 237H186V236H185ZM188 237H189V236H188ZM196 237H198V235H197ZM210 237H211V236H210ZM105 238L107 239V237H105ZM105 238H104V239H105ZM112 238H113V237H112ZM112 238H111V239H112ZM123 238H124V237H123ZM126 238H127V237H126ZM128 238L130 239V237H128ZM128 238H127V239H128ZM134 238H135V236H134ZM139 238H140V237H139ZM229 238H230V237H229ZM246 238H248V237H246ZM98 239H100V238H98ZM111 239H110V240H111ZM113 239H114V238H113ZM137 239H138V238H136V240H137ZM154 239H156V238H154ZM185 239H186V238H185ZM258 239H259V238H258ZM118 240H119V239H118ZM130 240H131V239H130ZM143 240H144V239H143ZM143 240H142V241H139V243H140V242H143ZM146 240H147V239H146ZM157 240H158V239H157ZM226 240H227V239H226ZM233 240H234V239H233ZM239 240H240V239H239ZM246 240H247V239H246ZM260 240H261V237H260ZM105 241H106V240H105ZM131 241H133V240H131ZM152 241H153V240H152ZM190 241H191V240H190ZM137 242H138V241H137ZM156 242H157V241H156ZM231 242H232V240H231ZM244 242H245V241H244ZM244 242H243V243H244ZM249 242H250V241H249ZM257 242H258V241H257ZM105 243H106V242H105ZM105 243H103V244H105ZM111 243H112V241H111ZM125 243H126V242H125ZM175 243H176V242H175ZM188 243H189V242H188ZM226 243H227V242H226ZM97 244H98V242L96 243V245H97ZM103 244H102V245H103ZM122 244H123V243H122ZM126 244H127V243H126ZM136 244H137V243H136ZM140 244H142V243H140ZM150 244H151V243H150ZM167 244H168V243H167ZM213 244H214V243H213ZM244 244H245V243H244ZM246 244H247V243H246ZM250 244H251V243H250ZM263 244H264V243H263ZM105 245H106V244H105ZM114 245H115V244H114ZM114 245H112V247H113ZM129 245H130V244H129ZM131 245H132V244H131ZM137 245H138V244H137ZM146 245H147V244H146ZM201 245H202V244H201ZM218 245H219V244H218ZM218 245H215L216 248H217ZM229 245H230V244H229ZM234 245H235V244H234ZM254 245H255V244H254ZM124 246H125V245H124ZM138 246H139V245H138ZM143 246H145V245H143ZM151 246H152V245H151ZM170 246H171V245H170ZM212 246H213V245H212ZM245 246H246V245H245ZM95 247H96V246H95ZM100 247H101V246H99V248H100ZM103 247H104V245H103ZM106 247H107V246H106ZM106 247H104V248H106ZM110 247H111V246H110ZM112 247H111L110 249H112ZM116 247H117V246H116ZM116 247L114 246L115 249H116ZM122 247H123V246H122ZM125 247H127V246H125ZM125 247H124V248H125ZM128 247H129V246H128ZM128 247H127V248H128ZM147 247H148V246H147ZM149 247H150V246H149ZM156 247L159 248L158 245H157ZM223 247H224V246H223ZM225 247H226V246H225ZM240 247H241V246H240ZM248 247H249V246H248ZM255 247H256V246H255ZM142 248H143V247H142ZM236 248H237V247H236ZM244 248H246V247H244ZM262 248H263V247H259V246L257 245V248H255V249H262ZM100 249H101V248H100ZM106 249H108V248H106ZM117 249H118V247H117ZM130 249H132V248L130 247ZM143 249H144V248H143ZM146 249H147V248H146ZM237 249H238V248H237ZM239 249H240V248H239ZM253 249H254V248H253ZM98 250H99V249H98ZM126 250H127V249H126ZM137 250H138V248H137ZM140 250H141V249H140ZM165 250H166V249H165ZM169 250H170V249H169ZM242 250H244V249H242ZM247 250H248V249H247ZM247 250H246V251H247ZM249 250H250V249H249ZM262 250H263V249H262ZM101 251H103V250H101ZM107 251L109 252V249H108ZM112 251L114 252V250H112ZM115 251H116V250H115ZM119 251H120V249H119ZM151 251H152V250H151ZM171 251H172V250H171ZM250 251H251V250H250ZM253 251H254V250H253ZM259 251H260V250H259ZM94 252H95V250H94ZM96 252H97V251H96ZM110 252H111V251H110ZM225 252H226V251H225ZM248 252H249V251H248ZM98 253H100V252H98ZM129 253H130V252H129ZM136 253H138V252L136 251ZM199 253H200V252H199ZM231 253H232V252H231ZM253 253H254V252H253ZM257 253H258V250H257ZM96 254H97V253H95L94 255H96ZM103 254H104V253H103ZM115 254L118 255V253H115ZM130 254H131V253H130ZM238 254H239V253H238ZM262 254H263V253H262ZM98 255H99V254H98ZM106 255H108V253H106ZM109 255H110V254H109ZM116 255H115V256H116ZM135 255H136V254H135ZM147 255H148V254H147ZM147 255H146V256H147ZM149 255H150V254H149ZM186 255H187V254H186ZM189 255H190V254H189ZM198 255H199V254H198ZM241 255H242V254H241ZM252 255H253V254H252ZM256 255H257V254H256ZM258 255H259V253H258ZM96 256H97V255H96ZM96 256H95V257H96ZM104 256H105V254H104L102 257H104ZM156 256H157V255H156ZM99 257H100V256H99ZM105 257H106V256H105ZM107 257H108V256H107ZM107 257L105 258L106 260H107ZM111 257H112V256H111ZM111 257L109 258V260L112 259ZM120 257H121V256H120ZM122 257H123V256H122ZM136 257H137V255H136ZM141 257H142V256H141ZM191 257H193V256H191ZM199 257H200V256H199ZM259 257H262V256H259ZM259 257H258V258H259ZM97 258H98V257H97ZM125 258H126V257H125ZM134 258H135V257H134ZM137 258H139V257H137ZM144 258H145V256H144ZM156 258H157V257H156ZM234 258H236V257L234 256ZM145 259H146V258H145ZM147 259H148V258H147ZM188 259H189V258H188ZM191 259H193V258H191ZM198 259H199V258H198ZM243 259H244V258H243ZM96 260H97V259H96ZM101 260H102V258H101ZM101 260H100V261H101ZM106 260H105V261H106ZM126 260H127V259H126ZM126 260H125V261H126ZM203 260H204V258H203ZM251 260H252V259H251ZM10 261H12V260H10ZM112 261H113V260H112ZM136 261H137V260H136ZM136 261H135V262H136ZM139 261H140V260H139ZM177 261H178V260H177ZM188 261H189V260H188ZM192 261H193V260H192ZM192 261H190V262H192ZM195 261H196V260H195ZM197 261H199V260H197ZM205 261H206V260H205ZM205 261H203V262H205ZM239 261H240V260H239ZM253 261H255V259H254ZM258 261H259V259H258ZM117 262H118V261H117ZM119 262H120V261H119ZM122 262H123V261H122ZM122 262H121V263H122ZM167 262H168V261H167ZM200 262H201V261H200ZM200 262H199L198 264H203V263H200ZM16 263H17V262H15V263L12 262L11 264H16ZM121 263H120V264H121ZM153 263H154V262H153ZM182 263H183V262H182ZM194 263H195V262H194ZM194 263H193V264H194ZM256 263H259V262H256ZM17 264H18V263H17ZM105 264H106V263H105ZM113 264H114V262H113ZM123 264H124V263H123ZM127 264H129V259H128V263H127ZM134 264H136V263H134ZM139 264H140V262H139ZM151 264H152V263H151ZM166 264H167V263H166ZM184 264H185V263H184ZM243 264H244V263H243ZM249 264H250V262H249Z\"/></svg>",
  "mask_w": 264,
  "mask_h": 264
}]
</instances>
